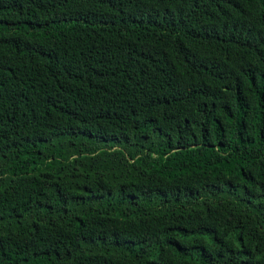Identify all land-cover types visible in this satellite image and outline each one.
<instances>
[{
    "label": "trees",
    "instance_id": "1",
    "mask_svg": "<svg viewBox=\"0 0 264 264\" xmlns=\"http://www.w3.org/2000/svg\"><path fill=\"white\" fill-rule=\"evenodd\" d=\"M0 264H264V0H0Z\"/></svg>",
    "mask_w": 264,
    "mask_h": 264
}]
</instances>
